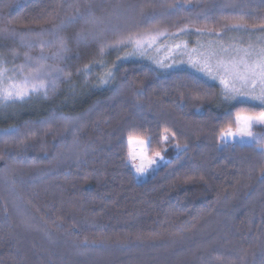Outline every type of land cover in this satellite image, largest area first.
Returning a JSON list of instances; mask_svg holds the SVG:
<instances>
[{
	"label": "trees",
	"instance_id": "obj_1",
	"mask_svg": "<svg viewBox=\"0 0 264 264\" xmlns=\"http://www.w3.org/2000/svg\"><path fill=\"white\" fill-rule=\"evenodd\" d=\"M87 2L93 3V16L101 20L114 10L126 11L127 21L121 23L125 30L137 21L135 13L141 4L150 2L162 11L174 0H0V17L11 20L21 31L39 29L71 13L70 6ZM190 2L191 9L157 17L161 26L169 31L185 26L220 30L226 17L241 11L249 25L264 22L261 0ZM230 3L241 7H224ZM204 5L212 8L207 20L196 15ZM88 26L79 20L61 35L72 37ZM148 26L140 23L141 29ZM106 36L114 38L111 30ZM70 47V59L65 63L73 76L59 84L54 96L0 110V156L4 157L0 170L7 167L9 174L18 170L22 176L14 189L0 179V264H241L245 253V264H253L252 253L258 258L264 245V183L257 179L264 155L252 149H225L217 137L230 115L241 108L260 111V106L224 102L219 82L197 74L211 90L210 98L199 112L196 101L177 107L179 92L189 94V81L181 77L192 70L182 66L179 75L158 72L145 79L142 70L152 66L150 61L140 57L118 61L122 51H109L104 57L109 65H117L113 84L94 87L101 72L98 66H93L87 83L75 73L96 56L98 45L92 42L78 47L73 42ZM14 48L23 51L18 40L0 38V53L9 66L23 62L22 56L13 59L9 50ZM38 52L33 50L34 55ZM141 81L146 86L145 111L142 117H130L123 104L131 98L130 86ZM121 85L126 86L123 94L109 99L112 89ZM98 101L100 105L89 113ZM52 113L85 116V126L64 132L62 122L55 121L52 131L44 135L38 121ZM129 122L152 137L153 147L163 128L169 126L182 133L192 148L179 161L177 150L169 148L165 152L168 162L148 180L140 181L126 163ZM29 123L37 136L44 137L43 143L30 142L31 147L18 155L15 143L3 136V130L16 127L23 133ZM74 139L81 148L91 145L95 150L77 159ZM24 217L32 218L33 228H25ZM85 239L89 242L86 252L77 247ZM101 240L103 247L92 246L93 241L99 244Z\"/></svg>",
	"mask_w": 264,
	"mask_h": 264
},
{
	"label": "snow or ice",
	"instance_id": "obj_2",
	"mask_svg": "<svg viewBox=\"0 0 264 264\" xmlns=\"http://www.w3.org/2000/svg\"><path fill=\"white\" fill-rule=\"evenodd\" d=\"M261 3H264V0H261ZM70 7H72L71 13L65 14L58 22H52L50 27L39 29L29 27L21 31L13 26L11 20L0 17V24L4 25L0 27V38L18 40L20 48L23 49V51L15 48L9 50L13 59L21 56L23 58L22 63H13L11 66L5 55L0 53V110L35 100H49L56 94L59 84L70 81L73 76V72L67 70L65 63L70 59L69 53L72 51L70 45L74 42L78 47L81 45L87 47L95 42L98 45L96 56L77 68L75 73L83 76L86 83L93 72L94 65L101 69L96 76L94 87L107 88L116 80L117 65L115 63L109 65L104 59L109 51L123 52V55H117L118 61L129 57L149 60L152 66L142 70L145 79L158 72L175 71L179 75L184 70L182 66H186L192 72L185 73L181 78L189 81L187 84L189 94L179 92L177 107H183L185 101H196L198 103L194 107L199 112L203 103L210 98L211 90L201 83L197 74L218 81L222 86L224 102H253L261 108L260 111L241 108L234 116L230 115L225 125L218 131L219 146L225 149H252L264 155V36L258 37L255 41L249 40L246 46L239 40L224 43L221 39L225 31L264 33V22L258 26L249 25L244 19L245 14L241 11L239 15L226 17L225 22L220 25V30L210 29L207 26L203 28L185 26L176 31H169L167 27L161 26L157 17L170 16L193 7L190 0H174L173 3L164 6L162 11H158L150 2L141 4L135 13L137 21L132 27L122 30L121 23L127 21L126 11L114 10L111 15L101 20L93 16L94 5L91 2ZM224 7L236 9L241 6L230 3ZM148 8H151L150 12L146 11ZM211 11L212 8L204 5L196 14L197 18L203 17L207 20ZM261 19L264 20V18ZM79 20H85L89 26L77 31L72 37L61 35L68 25ZM101 23H106L107 26L101 27ZM140 23H146L149 26L141 29ZM109 30L113 33V39H108L106 36ZM192 31L200 37L209 36L216 39L204 42L197 40L195 45H190L189 41L182 37ZM162 41H171V43H162ZM34 49H39L38 54H33ZM161 50L167 53L162 58L158 55ZM151 52H156L157 55H150ZM76 58L79 59V55ZM127 71L125 69V72ZM145 87L143 81L130 86L131 98L123 104L124 110L129 111L130 117H142L145 111L142 102L145 98ZM125 90L124 85L112 89L113 96L109 99L115 100ZM100 103L98 101L93 108L89 109V113L95 111ZM55 121L62 122L64 132L70 130L76 132L85 126L86 117H70L63 114L57 116L52 113L49 117L38 121V124L45 129L44 135L52 131ZM26 129L23 133L16 127L3 130V136L15 143L19 150L18 155H22L31 147L30 142L39 140L43 143L44 137L37 136L31 123L26 124ZM127 133L126 163L140 176H144L149 169L157 165L158 160H163L162 152L168 151L169 148L177 150L178 161L181 154L186 155L192 148L187 138L182 139V133L169 126L163 128L156 147H153L152 137L144 134L141 126L134 122L128 123ZM5 143H8V140H5ZM73 145L77 159L87 157L90 151L95 150L91 145L81 148L76 139ZM3 158L0 156V159ZM133 160L139 162L131 164ZM0 173H3L0 179H3L10 188L14 189L18 182H22V176L18 170H12L9 174L6 167L0 170ZM257 179L264 183V167L260 169ZM7 210L5 205V213ZM21 222L25 228L34 227L31 217H24ZM57 227L60 228L62 225L58 224ZM92 246L103 247V241L101 240L99 244L93 241ZM77 247H83L86 252L89 242L85 239ZM247 255L248 253H245L241 264H245ZM252 256L253 264H264V245L260 246L258 258L256 253H252Z\"/></svg>",
	"mask_w": 264,
	"mask_h": 264
},
{
	"label": "rangeland",
	"instance_id": "obj_3",
	"mask_svg": "<svg viewBox=\"0 0 264 264\" xmlns=\"http://www.w3.org/2000/svg\"><path fill=\"white\" fill-rule=\"evenodd\" d=\"M233 34L236 35V36L232 37L231 35H233ZM233 34H229V33H227L225 35L222 34V37H221L222 41L224 43H228V42L233 41V40H239V41H242L244 43V45L246 46V44H247V42L249 40L245 39V37H250V38H252L250 40L255 41L258 37L264 36V33H261V32H258V31H256V32H252V31H248V32H245V31H234ZM244 35H248V36H244ZM182 39L188 40L189 43L193 42V45H195V42L197 40H200V41L204 42V41H207V40H210V39L214 40V39H216V37H209V36L200 37L196 33L195 34H193V33L190 34L189 33L188 35L183 36ZM162 43H171V41H162ZM166 54H167L166 52L161 50L158 55L162 58ZM14 107H16V105ZM9 108H11V107H9ZM150 155H151V153H150ZM162 155H163L164 159L163 160H158L157 165H155V166H153V168L149 169V171L144 176H140V175H138L135 172L137 177H138V179L140 181L148 180L157 170H159L163 165H165L168 162V159L166 158L165 152H162ZM138 162H139L138 160H134V164H137Z\"/></svg>",
	"mask_w": 264,
	"mask_h": 264
}]
</instances>
